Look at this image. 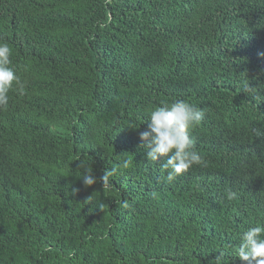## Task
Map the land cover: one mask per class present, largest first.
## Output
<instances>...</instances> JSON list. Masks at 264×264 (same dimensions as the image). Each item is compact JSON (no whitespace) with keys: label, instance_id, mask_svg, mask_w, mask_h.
<instances>
[{"label":"trees","instance_id":"trees-1","mask_svg":"<svg viewBox=\"0 0 264 264\" xmlns=\"http://www.w3.org/2000/svg\"><path fill=\"white\" fill-rule=\"evenodd\" d=\"M0 41L25 85L0 111V264H241L264 224V101L242 91L264 99V0H0ZM177 99L204 111L203 163L169 183L139 134Z\"/></svg>","mask_w":264,"mask_h":264},{"label":"clouds","instance_id":"clouds-1","mask_svg":"<svg viewBox=\"0 0 264 264\" xmlns=\"http://www.w3.org/2000/svg\"><path fill=\"white\" fill-rule=\"evenodd\" d=\"M110 2V0H108ZM12 49L5 41H0V111L9 104L10 91L25 94V85L15 69L11 67ZM242 91L254 100L261 99V91L250 83L243 85ZM204 118L203 109L183 99L171 103H163L148 110L147 129L140 132L144 141L148 161L157 162L163 158L161 168L166 173L167 182H172L177 176L186 172L194 164L203 163L202 155L195 148V141L191 130ZM260 136L259 130L255 133ZM128 161H124L127 167ZM114 169H105L101 177H96L90 169L85 168L81 175L85 186H92L98 179L103 183V189L110 188L109 178ZM235 192L228 193V199L235 198ZM120 207L127 209L130 204L127 200L120 202ZM100 208L103 205L99 206ZM235 258L241 264H264V224H256L244 231L240 236V243L235 251Z\"/></svg>","mask_w":264,"mask_h":264}]
</instances>
